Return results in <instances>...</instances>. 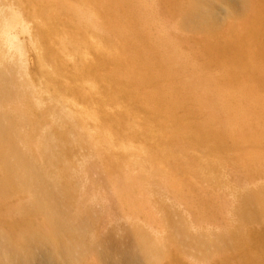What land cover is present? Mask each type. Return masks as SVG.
Returning <instances> with one entry per match:
<instances>
[{
	"label": "bare ground",
	"instance_id": "6f19581e",
	"mask_svg": "<svg viewBox=\"0 0 264 264\" xmlns=\"http://www.w3.org/2000/svg\"><path fill=\"white\" fill-rule=\"evenodd\" d=\"M168 3L172 9L179 11L180 19L174 27L198 32L210 29L215 31L234 16L233 13L246 11L249 0H169ZM157 6L156 0H0V264H90L88 255L95 248L99 253L98 247L105 246L104 243L102 245L103 240L98 238L101 241H97L91 232L95 222L94 208L89 204L84 205L82 196L81 200H75L77 187L82 186L84 190L87 184L85 179L80 183V179L90 171L89 168L93 164L100 163L97 156L99 149L94 153L91 150L93 154L85 155L83 145L99 143L92 131L96 133L98 128L95 122L102 121L103 116L107 120L108 116L110 122H104L103 127L105 138L109 145L116 146L115 149L121 148V143L115 142V134L121 135L120 132L131 128L144 140L154 141L152 147L158 148L153 150L164 146L157 141L159 136L153 131L152 124L139 127L134 121L127 119L131 111H135L137 115L144 111L152 114L165 113V117H169L175 107L183 105L182 98L170 99V106L162 108L160 104L166 95L161 94V90L158 93H146L136 86L142 82L143 77L148 81L153 79L156 65L157 69L161 70L159 75L169 87L173 81L170 72L174 74L181 69L187 73V83L199 86L203 92H211L213 89L215 92L216 88L212 87L211 83H204L201 77L203 75L197 73L196 77L189 76L186 64L178 65L181 61L174 59V41L170 49L172 52H168L164 63H160L157 46L159 43H173L171 38L168 40L169 33L166 30L169 28L166 20L162 22L156 18ZM140 8L142 10L139 17L135 15V10ZM121 11L128 13L126 19H123L124 14ZM149 20L153 23L148 26ZM254 22H257V18ZM131 28L138 31L135 39L138 37L140 48L146 54L139 56L141 49L131 50L127 42V38L132 40L129 33ZM244 35L254 37L250 30ZM152 36L155 38L152 39ZM235 36L234 41H231L234 45L228 38L221 46L216 42L217 46L224 51L228 46L230 49L233 47L230 53L238 50L237 45L241 49L244 47L243 37L241 34ZM236 40L238 42L235 45ZM30 49L36 56L39 69L41 67L46 74L44 83L39 80L36 83L30 75L27 66V52ZM51 62L56 65V69H48L52 67ZM68 71H71V74ZM228 72L230 75L232 71ZM58 84H61L67 93L72 94L70 103L62 102L64 98ZM77 98L84 102L90 100L92 113L88 111L86 104H79ZM199 98H202L199 99L202 103L203 97ZM77 106H80V110L76 109ZM262 107L264 110V105ZM82 114L95 121L97 125L94 129L89 130L88 125H82L80 119L85 121L81 117ZM45 115L49 116L48 123L42 122ZM81 125L82 130L77 131L76 127ZM170 126L174 131H178L179 126L172 121ZM194 131L197 134L203 133L197 128ZM36 133L40 135L31 137ZM94 148L92 146V149ZM101 149L99 153L102 154ZM129 149L134 155L146 157L148 160V153L144 152L142 147H123L120 151ZM152 155L150 159L154 157V160H159L157 156ZM119 158L122 161V157ZM101 163L103 164V159ZM197 166L200 169L202 164ZM95 167H98L97 170L101 169L100 164ZM124 173L126 177L129 176L127 169ZM194 173L199 177L195 170L190 172ZM189 179L192 180L191 177ZM117 186L119 190L121 185ZM239 188L234 186L230 192L234 198L241 201L236 207V215L243 219L264 216V187L256 190ZM96 198L104 199L99 196ZM192 226L196 227L197 224L192 222ZM181 229L182 227L181 239H190L199 250L207 249L213 243L217 248L226 246L225 240L212 242L205 235L199 236L203 233L188 235L184 228L182 231ZM133 232L134 237L129 234L132 239H129L126 246L122 247L121 243L114 241L111 243L112 248L110 247L112 250H108L110 252L105 249L100 251V259L104 257L103 260H108L107 263L110 264H152L158 261L162 243L158 240L152 241L143 232ZM235 232H238L237 228L230 235L234 243L243 238L244 242L247 241L241 230L240 234ZM262 235L263 233L257 234L261 241L264 237ZM224 237L221 236L222 239H225ZM246 252L248 251L244 249V253ZM115 253L119 257L118 260L115 259Z\"/></svg>",
	"mask_w": 264,
	"mask_h": 264
},
{
	"label": "rangeland",
	"instance_id": "374dc122",
	"mask_svg": "<svg viewBox=\"0 0 264 264\" xmlns=\"http://www.w3.org/2000/svg\"><path fill=\"white\" fill-rule=\"evenodd\" d=\"M168 1L156 0L158 6L155 7L157 10L155 15L159 21L164 22L166 20L165 23H168L169 29L166 30L169 33L168 40L171 38L170 41L172 43L174 41L176 45L173 54L174 59L181 61L178 65L186 64L190 72L189 76L196 77L197 73L203 75L201 77L204 83H211L212 87L216 88L215 92L214 89L211 92H203L204 90L199 86L197 88L193 84L187 83V73L181 69L174 74L170 72L173 76L171 87L159 75L161 70L157 69V65L154 77H152L153 83L152 80L148 81L143 77L142 82L136 86L146 93L152 91L158 93L161 90V94L166 95L162 96L164 100L160 104L162 108L169 105L170 99L182 98L183 101V105L175 107L169 117H165L163 111L162 114L144 111L138 115L135 111H131V114L127 115V119L134 121L139 127H148L151 124L154 126L153 131L159 136L157 141L164 145L156 151L153 148L158 147H152L154 141L144 140L143 137L138 136L133 128L131 130L126 129V132H120L121 135L115 132L116 144L121 143V146L119 145L121 148L115 149V145H109L103 128L105 124L110 122V117L107 116V120H105L103 116L102 121L95 122L82 114L81 117L85 120L80 119L82 125H88L89 130L94 129L93 127L98 124L96 133L92 131V134L99 142L97 144L94 142L93 145L84 144L83 150L85 155H89L102 148L103 153L101 154L97 150L98 154H96L99 157V168H103L104 171L97 170L98 167L95 166H99V164H93L89 168L90 171L86 172L85 178L82 176L83 178L80 179V183L85 179L87 184L84 190L82 186L77 187L75 200L77 201L79 198L81 200L82 196L85 200L84 205L89 204L95 210V222L92 224L91 232L97 241L103 240L102 245L105 244L107 248L109 247V249L105 246V248L103 246L98 247L100 248L99 253L104 249L110 250L112 248L111 243L113 244L114 241L121 243L122 247L126 246L132 239L130 237L133 236V231L137 230L140 233H145L147 238L152 241L158 240L162 243L161 253L158 256L160 261L152 262V264H226L227 262V264H264V250H262L264 249V237L262 241L257 237L258 233L264 235V216L257 219H243L237 216L236 207L241 201L234 198L230 193L234 186L235 188L237 186L242 187L241 190H256L259 187H264V110L262 109L264 105V0H249L246 11L238 14L233 13L234 16L227 19L215 31L210 29L198 32L176 27L180 19L179 11L175 8L172 9ZM120 7L124 8V6ZM141 10L142 8L135 10V15L140 17ZM121 13L124 14L123 19H126L128 13L123 11ZM255 18H257V22H254ZM152 20L147 22L148 26L149 23H153ZM174 25L176 26L174 27ZM143 27L146 28L144 24ZM152 30L156 31L155 29ZM248 30L253 32L252 36L254 37L244 35ZM129 33L132 40L126 38L132 48L131 50H140L141 43H138V37L135 39V34L138 31L136 32L131 28ZM238 34L243 37L242 45L244 47L239 49L237 45L238 50L233 53H230L233 48L230 49V46L225 51L220 49V46L228 38L230 42H233V37L236 38L235 35ZM154 38L155 36H152V39ZM216 42L220 46H217ZM237 42L238 40L235 41V45ZM172 45L174 43H168V45L159 43L157 47L160 63H164L166 54L172 52L170 50ZM28 52L27 66L31 77L35 79L36 83L39 81L44 83L46 74L43 73L41 67L39 69L33 51L30 49ZM144 54L146 53L141 49L139 56ZM152 56L154 57V54ZM51 66L48 69H56L55 64ZM194 67L195 69H193ZM71 71L73 72V70ZM71 71L68 73L71 74ZM228 71H232L230 75H228ZM232 76L233 78L230 79ZM58 86L63 94L61 95L64 98L62 102L70 103L72 94L67 93L61 84ZM157 96L159 97V95ZM199 97H203L202 103L199 100L202 98ZM77 100L79 104H86V108L91 112L92 103L90 100L86 102L80 98ZM79 107L77 106L76 109L80 110ZM100 114L103 115V113ZM127 119L124 120L127 121ZM45 121L48 123L49 116L45 115L42 122ZM171 121L179 126L177 132L170 126ZM82 125L76 127L77 131L82 130ZM196 128L203 133L197 134L194 131ZM85 129L87 130V128ZM112 133H114L113 128ZM38 135L40 134H32L31 137L35 138ZM105 143L106 146H104ZM92 146L95 148L92 149ZM129 146L137 149L138 147L144 148V152L148 153V160L146 157L134 155L130 149L120 151L123 147ZM91 150L93 153L90 152ZM151 155L157 156L159 160H154V157L151 160ZM119 157H122V161ZM102 159L103 164L101 163ZM104 163L106 164L104 165ZM200 164L202 167L199 169L197 165ZM109 166L113 168L110 169ZM117 168L123 171L121 172ZM126 169L129 172L127 177L124 173ZM194 170L199 177L196 173L190 174ZM190 177L192 180L189 179ZM112 181L113 183H110ZM93 182L94 184H92ZM120 185L119 191L116 186L119 187ZM95 196L104 199H97ZM3 209L5 210V208ZM192 222L196 223L197 226L193 227ZM180 227L184 228L188 235L203 233L199 236L203 235L204 237L205 235L212 242L225 240L226 246L217 248L213 243L207 249L199 250L191 243L190 239H181ZM236 228L238 232L235 233L240 234L241 230L244 233L243 237L247 239L246 242H244V238L236 243L231 240L232 236L230 235ZM222 235L225 236V239L221 238ZM244 249L248 252L244 253ZM99 253L95 248L88 255V263L110 264L107 263L108 260L107 262L103 260L104 257L100 259ZM115 254V259L119 258L117 253Z\"/></svg>",
	"mask_w": 264,
	"mask_h": 264
}]
</instances>
